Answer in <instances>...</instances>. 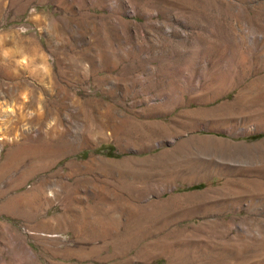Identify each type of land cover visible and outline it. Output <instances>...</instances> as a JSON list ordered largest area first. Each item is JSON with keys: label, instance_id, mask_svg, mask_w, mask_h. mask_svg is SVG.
Segmentation results:
<instances>
[{"label": "rangeland", "instance_id": "374dc122", "mask_svg": "<svg viewBox=\"0 0 264 264\" xmlns=\"http://www.w3.org/2000/svg\"><path fill=\"white\" fill-rule=\"evenodd\" d=\"M0 264H264V0H0Z\"/></svg>", "mask_w": 264, "mask_h": 264}, {"label": "bare ground", "instance_id": "6f19581e", "mask_svg": "<svg viewBox=\"0 0 264 264\" xmlns=\"http://www.w3.org/2000/svg\"><path fill=\"white\" fill-rule=\"evenodd\" d=\"M16 94V93H15ZM13 96V95H12Z\"/></svg>", "mask_w": 264, "mask_h": 264}]
</instances>
